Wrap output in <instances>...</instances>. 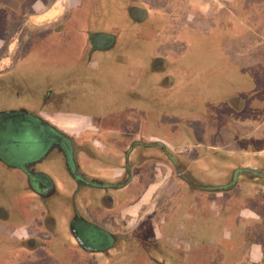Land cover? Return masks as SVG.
Here are the masks:
<instances>
[{"label":"crops","instance_id":"obj_1","mask_svg":"<svg viewBox=\"0 0 264 264\" xmlns=\"http://www.w3.org/2000/svg\"><path fill=\"white\" fill-rule=\"evenodd\" d=\"M219 1L209 0L208 5H204L202 0H192L186 5L185 0H161L147 10L132 7L137 19L127 13L125 25L111 23L105 26L89 17L84 20L78 16L79 20H76L68 16L67 12H72L70 8L74 7L68 0H0V12L9 13L11 18L16 14L10 21L19 34L23 29L53 31L47 40L42 36L25 38L24 42L31 49H24L25 63L33 59L44 60L40 57H53L55 62L53 70L43 72L47 73L43 76L45 79L34 73L37 71L34 74L29 70L20 73L25 86L31 83L37 86L38 79L43 80L37 86L39 98L43 100L36 144L31 146L33 139H30L27 126L23 123L25 119L17 118L9 126L4 125L6 119L3 116L7 111L23 110L24 106L15 105L8 109L5 108L7 103L0 102V264H55L58 259L61 264L72 263L71 257L64 255L72 246L69 223L75 213L79 219L100 223L111 233L104 250L80 252L78 264H157L148 255L163 247V256L171 261L170 264H206L201 260L203 256L207 259L218 256L223 261L219 264H239L232 262L241 255L245 258L243 263H257L264 239L256 240L254 233L251 238L246 236L250 210L245 209L242 203L234 210V204L238 202L228 193L191 191L187 184L175 177L170 165L157 163L162 149L158 143H162L168 155L180 159L185 172H189V179L204 184L207 183L204 181H214L219 175L230 172L231 157L246 159L256 154L264 156V123L261 125L258 118L255 120V116L264 110V104L260 105L264 103V98L257 105L249 102L242 104L238 100L227 105H215L217 115L209 118L212 120L208 133L211 138L214 136L216 142H205L200 138L202 144L196 143V148L207 150L216 145V151L224 148L225 153L219 160L195 155L194 146L187 140L189 135L193 136L192 139L200 136L198 123L209 121L206 115L194 113L196 110L193 109L199 105L197 100L200 97L205 99L188 82H168L158 63L164 56V52H160L164 44L169 45L174 40L173 36L178 35L176 26L172 25L173 17L185 15L188 23L194 25L198 22L201 26L217 19ZM170 13L172 20L168 21ZM195 13L199 20L194 18ZM3 24L0 23V31ZM261 30L263 28L241 31V36L250 38L252 35L256 41L255 45L248 43L243 55L237 54L233 64H256L258 61L263 64L264 55L259 51L251 52L258 48L264 52L263 38L259 40L262 36H255H260ZM2 37L0 35V48L8 46V40ZM36 47L46 52L42 51L39 55ZM153 52H156L155 56ZM16 55L11 56L16 58ZM106 86L110 92L105 90ZM171 96H175L176 106L187 101L193 107L188 115L177 113L179 119H190L187 124L189 135L183 137L184 141L176 139L173 144L151 130L152 126L167 129L169 121L163 115L169 110L165 101ZM108 103L110 106L104 108L103 105ZM83 106L88 108L89 113L75 111ZM141 108L146 109V117L141 119L131 115ZM240 113H247L252 118L246 122L241 119L238 128L232 119ZM73 115L80 122L74 121ZM127 117L129 123L125 122ZM48 124H60L67 134L72 132L67 126H78V137L72 143L86 154L72 155L66 149L53 150L57 143L66 148L71 145L67 140L69 136H56ZM130 124L136 127V131L125 143L139 141L142 136L144 139L140 141L150 144L128 151L126 144H122L121 127ZM218 124L221 129L217 136ZM139 125H142L141 129ZM95 126L99 133L104 130L98 137L92 133ZM250 126H253L252 133L249 132ZM261 127V130L258 129ZM180 136L181 132L177 130L174 137ZM116 141L121 144L115 148L109 146ZM93 145L101 149L93 148ZM34 147L35 151H32ZM188 149L192 150L190 154ZM125 152L134 155L132 163L129 157H124ZM29 156L38 160V166L32 169L31 182L23 170L5 166L8 161L17 164L28 161ZM221 161H225L224 166ZM123 162L128 165V172L124 171ZM163 167L167 171L164 172ZM151 174L150 184L144 188L136 184L142 177L149 180ZM121 178L128 179L123 187L118 184ZM30 185L42 193L45 205L29 216L28 200L34 197L30 193ZM176 185L182 192L179 198L175 190L170 189ZM116 192L120 195L116 196ZM160 192L165 199H169L171 207L168 215L160 218L159 224L157 217L162 216L163 211L156 201L162 194ZM115 214L119 220L117 226L112 220ZM179 225V230L174 231ZM117 234L137 245V251L129 242L121 251H112L113 235ZM53 249L62 255L54 259ZM142 249L146 256L137 261L138 250ZM93 254L103 255V258L95 261L91 257Z\"/></svg>","mask_w":264,"mask_h":264},{"label":"rangeland","instance_id":"obj_2","mask_svg":"<svg viewBox=\"0 0 264 264\" xmlns=\"http://www.w3.org/2000/svg\"><path fill=\"white\" fill-rule=\"evenodd\" d=\"M159 1L161 0H83V9L81 10V12L84 15H88L90 17H97L101 16V13L104 11L106 13L105 17L107 19L109 17L110 8L116 7L115 5H117V8H123L127 4H131L133 6L139 7L140 9L147 10L149 6L155 5ZM185 1L186 5H189L188 2L192 0ZM202 3L204 5H208L209 0H202ZM218 7L219 11L216 14L217 19L212 21L210 20L209 22H207L206 24H202L201 26H199L198 22H196L194 25L188 23L185 20V15L179 14V18L173 17L174 23L172 25L176 26V32H178V35L176 34L175 36H173L174 40H172L169 45H167L166 43L164 44L162 49L160 48V52H162V54L164 52V56L162 55L158 60L159 65L162 67L161 70L164 71V73L162 74L167 77L166 80L170 83H190L191 86L196 89L197 94L200 93L201 95H203L205 101L200 97L197 100L199 105L195 106L194 108L190 105V103H187V101H182L179 106H176V101L174 98L175 96H171L165 101V105L168 106L169 110L165 111L163 115L164 119L169 121L167 122V129L160 130L156 126H152L151 129L152 132L158 134L157 136H160L170 144H173L174 141H177L176 139L183 140V137H187L189 135L187 124L190 122V119H179V117L177 118L176 115L177 113L188 115L191 112L190 110L193 108L194 110H196H192L194 111V113L204 116L206 115L209 121H207V123L202 122L198 124L195 122L197 124V131L200 136H195V138L192 139L193 136L189 135L187 143L194 146L196 150L195 155H198V157L207 156V158L212 157L217 160H219L221 155H224V148L218 149V151H216V145V148L212 146L211 149L207 150L203 148H196V143H201V141L214 143L216 142L213 139L214 136H212L211 138L210 134L208 133V129L211 128L209 122H211L210 120H212L209 118L211 116L215 117L217 115L214 106L227 105L234 100H238L242 104L249 102L252 105H257L259 103H262L263 100L260 99L264 98V65L261 64L260 61H258L256 64H254L253 62L248 64L232 63L233 59L237 57V54L243 55L244 47H246L248 43H253L255 45L254 41H256V39L254 38V36L251 35L250 38L243 37L240 35L241 31L245 28L252 30H254V28L264 29V0H220L218 2ZM98 13L100 14L98 15ZM15 15L16 14H14L11 18V15L9 13L0 12V23H4L1 26L0 35L3 36L2 38H5L6 41L8 40V46L0 48V102L3 100L5 103H7L8 105L5 108L8 109L15 107V105L30 101L31 97L25 96L26 94L21 95L20 91L25 88V85H20L18 82H16V80H14L13 78L14 76H18V74L20 73L28 72L25 70H29L31 71V74L37 73V75L43 77L45 74H47L43 72L53 70L51 68H53V66L55 65V62L52 61L54 60L53 57L51 59L40 57L44 60L33 59L32 61L25 63L24 49L26 47L28 50L31 49L28 48L24 40L25 38L30 39L32 36L27 32L20 35L19 31H17V27H12L13 23L12 21H10V19H14ZM171 15L172 13H170V16H168V21L172 20ZM193 16L195 19L199 20L196 13ZM7 18L9 19V21H7ZM226 23L229 25H226ZM192 28H194L195 30H191ZM184 31L185 33H183ZM259 35L260 36H258V34H255L256 38L262 36V34ZM36 49L38 48L36 47ZM38 51L40 55L41 52L45 50L39 48ZM169 51L170 54L168 56L167 53ZM258 51L260 52V54L264 55V52L262 53L259 48ZM155 53L156 52H153L154 56ZM13 54H17L16 58L11 56ZM245 58H247L246 55ZM39 65H41L42 67H39ZM7 70L10 71H8V73H3ZM40 83H43V80H41V78L38 79V85ZM108 89L109 87L106 86L105 90L107 92H110ZM42 100V97L37 99L39 105H41ZM211 104H213V106H211ZM263 104L264 103L260 105ZM109 106L110 103L103 105L104 108ZM0 108H2V106H0ZM103 110L104 109H102L100 112H102ZM75 111L79 113L81 112L82 114L89 113L86 106H83L80 108V110L77 109ZM261 112H263L264 115V110H262ZM260 116V114L256 115L255 120ZM250 118H252L251 115L249 116V114L247 113H240L237 116H234L232 120L235 122V125L240 128V121L243 120L246 122L249 121ZM218 120H220V118ZM219 129H221L220 124H218V127L216 128L217 136L219 134ZM177 130L181 132L180 137H174V134ZM249 132L252 133L253 131L249 129ZM203 138L205 139L203 140ZM148 144L150 143L148 141H145L141 146ZM244 145L245 144H243L242 146ZM187 151L189 154L192 152L191 149H188ZM128 153L125 152L124 157H129V162L132 163L134 160V155H128ZM221 162L224 166L225 161ZM188 173L189 172L186 171V182L189 181L187 177ZM127 180L121 178V180L118 181L120 187H123ZM190 181L195 182L193 180ZM204 182L210 184L214 183L213 180ZM188 186L187 188L192 191V187L190 185ZM202 194L208 193L202 192ZM231 195V197L235 198V200H238L240 198L239 189L237 192L231 193ZM244 208L250 210V221H248L249 225L246 228V236L248 238H251L252 234L254 233L256 240L257 238L261 240L262 236L264 235V219L261 216L263 214L261 212V206L258 202L251 203V205H247L246 202V206ZM113 237L114 238L111 243L112 251H121L122 248L127 245V242H129V245L130 243L131 245L133 244L132 247L134 250L138 248V246L130 242L128 238H125L124 241L123 235L117 234L113 235ZM92 238L96 237L94 236ZM104 241L107 242V240ZM142 247L144 246L142 245ZM163 250L165 251L164 247L163 249L160 248L159 251L154 250V254L151 253V255H148V257L151 258L152 261L159 264H167L164 261L163 254L165 252ZM53 251L52 256L54 259H57L62 255V253H59L54 249ZM138 251L140 253H138L136 257H139L137 261H140L141 258H144L146 256V253L143 251V249ZM91 257H93V259L96 261L103 258V255L93 254L91 255ZM58 261L59 259L55 261V264H61ZM123 262L125 263V259L123 260ZM78 263H76V261H73L70 264Z\"/></svg>","mask_w":264,"mask_h":264},{"label":"flooded vegetation","instance_id":"obj_3","mask_svg":"<svg viewBox=\"0 0 264 264\" xmlns=\"http://www.w3.org/2000/svg\"><path fill=\"white\" fill-rule=\"evenodd\" d=\"M69 4H71L72 6H74L73 8H70L72 10V12H67L68 16H71L72 18L74 17V19L76 20H79L78 16L81 17V19H84L85 18L87 19L88 17L91 18L90 20H93V22H95L96 20H98L99 24L100 25H110L111 23H119L122 24V25H125L126 24V14L129 13L131 15V17L134 18V10L132 7H134L133 5L131 4H127L125 7H118L117 8V5H115L116 7H113V8H110V12H109V17L106 19V13L103 11L101 14V16H97V17H90L88 15H84L81 10L83 9V0H68ZM128 8H131V9H128ZM100 13H98L99 15ZM104 14V16H103ZM134 19H137V17H135ZM113 21V22H112ZM28 33L30 34L32 37H35V36H42V38L44 40H47L49 39V37L52 35V32L50 29L49 30H35L33 31V29L31 30H27L25 31V29L22 30L21 34L22 33ZM38 32V33H37ZM20 34V35H21ZM14 80H16V82H18L20 85H24L26 84L24 81V78H23V75H20L18 74V76H14L13 77ZM38 86V85H37ZM36 85H33L31 83V85H27L25 86V88H23L20 93L21 95H24L26 94L25 96H31L30 97V101H27V102H24L23 104H19L20 106H24L23 110H19V111H16V110H10V111H7L6 114L3 116L6 120L4 121V125L6 126H9L10 123L12 122V120H15V119H20V120H24L27 126V129H28V133H29V136L31 137L30 139H33L31 140V146L33 144H36L34 142H36V134H37V126L39 123H41V107L40 105L38 104L37 102V99L39 98V94H38V88H37ZM78 88V87H77ZM78 89H81V88H78ZM24 96V97H25ZM23 97V98H24ZM23 100V99H22ZM8 105V104H7ZM79 115V114H78ZM133 117H139L141 119H143L144 117H146L148 114H147V111L146 109H139L137 111H134L132 114H131ZM137 115V116H136ZM129 116V115H127ZM21 117V118H20ZM76 115H73V120L76 121V122H80L79 120L77 121L76 119ZM129 119L127 117V120L125 122H128ZM129 123V122H128ZM140 123V122H139ZM50 130L52 133H55L56 136L58 137H64V138H67L65 135L69 136V138H67L68 140V143H70L71 146H68V148H66L64 145L60 144V143H57V144H54V147H53V150L54 149H60L61 151H63L64 149L67 150V152L69 153H72V155H75L76 153H83V154H86V152L82 151L81 148L79 147H76L74 143H72V140L77 138L78 136V132H77V128L78 126L76 125H71V126H67L69 129L72 130L71 133L67 134L68 132H65L63 130V126H61L60 124L58 125H54V124H48ZM141 126L140 129L142 128V125H139ZM103 128V127H102ZM122 129V144L126 142V140L128 141L130 135L132 133H135L136 131V127L134 126H122L121 127ZM140 131V130H139ZM102 133L104 132L101 131ZM92 133H94L97 137H98V134H102V133H99L98 130H97V127L95 126L93 128V131ZM140 139H144L142 136H140ZM132 141V142H128L126 144V149L129 151V150H134L135 147H140L142 145V142L140 141ZM118 144H121L120 142H115V143H109V146H111L112 148H115V146H117ZM158 145L160 147H162L161 149V158L160 157H157L158 161L157 163L159 162L160 164L161 163H164L166 166L170 165L171 168L175 171V177L180 179L181 182L183 184H187V185H190L192 187V190L196 191V190H199L201 189L200 187V184L199 183H195V182H191V183H185V169L184 167L181 165L182 162H180L179 158H176L172 155H168L165 150H164V146L163 144L161 143H158ZM151 146V145H149ZM93 148H97V149H101V147L99 146H96V145H93ZM32 151H35V147H34V150ZM32 151H28L27 153L29 154H33ZM35 153V152H34ZM155 160V159H154ZM259 162H261L264 166V156H259L258 158ZM6 162V161H5ZM16 164V165H15ZM124 164V162H123ZM124 171H129V169H127L128 165L127 164H124ZM5 166H10V167H14V168H18V169H21L24 171L25 175H27L28 179H29V182H31L30 180L32 179V169L35 167V166H38V160H35L34 158H32V156H29V159L28 161L26 160L25 162L23 163H15V162H12V161H8L6 162ZM157 166V165H156ZM160 168H162L161 166H157ZM164 169V172L167 171V169L165 167H163ZM241 171L242 170H239L237 172L234 173V176L237 177L236 179H238L239 175L241 174ZM264 172V170H263ZM250 172H247V170H245V172L243 173V175H249ZM129 174V173H127ZM126 174V177L128 178L129 176ZM251 174V173H250ZM255 174V173H253ZM152 177H153V174L150 175V178L149 180H145V177H142V180H139L136 184L141 187V188H144V186H147L148 184L151 183V180H152ZM255 179V178H254ZM262 180V182L260 184H256L250 180H245V181H242V182H234L231 184V186L229 188H234L236 187L237 189H254V191H258L260 193V201H259V205L261 206V209H262V217L264 219V178H260ZM255 181V180H254ZM30 187V193L33 194L34 197H32V199H29L28 200V205H29V213L28 215H32L36 212V210H40V208H44V200L45 198L42 197V193L38 192L36 189H34L32 187V185L29 186ZM171 190H175L174 193H176L178 196V198L181 196L182 192L180 190V187H178L177 185L174 186V187H170ZM169 189V190H170ZM117 190V189H115ZM23 193H21L22 195L24 194V191H22ZM77 192V191H76ZM162 193V194H161ZM160 196L159 198L157 199V203H159V207L161 208V210L163 211L162 213V216H158L157 219H158V223L160 224L159 220L161 217L168 215V211H169V208L171 207L170 205V202H169V199H165V195L163 194V192H160ZM120 195V192H116V196ZM32 207H35V209H33ZM74 210V209H73ZM21 215V214H20ZM22 216V215H21ZM118 215H114L112 220L114 221V226H117L119 224V220L117 219ZM70 226H69V233H70V236H71V244L72 246L69 247V249L66 250V254L64 255L65 257H71V260L72 261H76V263L78 262V259H79V254L80 252H94V251H102L104 250L105 248V244L106 242L104 240H107L109 241L111 239V237L109 235H111L110 231H108L105 227L101 226L100 223H94L92 221H89V220H86V219H79L77 214L75 213V215H73V219L72 221H70ZM261 224V223H260ZM264 224V223H263ZM181 225H179L178 228H175L174 231H178L179 228H180ZM165 229V227H163ZM105 234H108V235H105ZM96 237V238H92V237ZM262 238L264 239V235L262 236ZM171 240V239H169ZM167 240V241H169ZM124 241H125V238H124ZM161 241V240H160ZM158 241L155 242V244L157 243ZM172 257V256H171ZM173 258V257H172ZM174 259V258H173ZM237 260L233 261L232 263H239V264H245L243 263L245 258L243 255L239 256L238 258H236ZM201 260L202 262L206 263V264H216L218 263L219 264V261H221V263L223 262L221 260L220 257L216 256V257H211L210 259L206 258L205 256L201 257ZM70 261V260H69ZM68 261V263H69ZM164 261H166L165 263H168L170 264V260L168 258H164ZM65 263V262H63ZM88 263V261H87ZM258 264H264V240L262 242V253L257 261ZM256 263V264H257ZM66 264V263H65ZM159 264V263H157ZM181 264V263H180ZM246 264H250V263H247Z\"/></svg>","mask_w":264,"mask_h":264},{"label":"trees","instance_id":"obj_4","mask_svg":"<svg viewBox=\"0 0 264 264\" xmlns=\"http://www.w3.org/2000/svg\"><path fill=\"white\" fill-rule=\"evenodd\" d=\"M262 33V37L259 40L264 41V29L261 30ZM255 43V42H254ZM262 43V42H261ZM253 44V43H252ZM251 52H258V50H254ZM264 65V62H262ZM260 117H257L259 122L264 123V115L263 112H260ZM257 120V119H256ZM263 130H264V125L262 126ZM258 128V129H262ZM250 130H253V126H250ZM259 156L256 154L255 156L248 157L246 159L242 158V157H231V159L229 160L231 162L230 165V172H228L227 174H222L218 176V178L214 179V183L210 184V183H204V184H200V188L199 190L196 191H201V192H205V193H234L237 192L238 189L236 187L229 188L231 186L232 183H236V182H242L245 180H250L254 183H256L257 185L261 183V179L260 178H264V166L261 162H259L258 160ZM242 170L241 174L239 175L238 179H236L237 177L234 176V173ZM245 170H247V172H250L249 175H243V173L245 172ZM255 173V174H253ZM247 176V177H246ZM255 178V179H254ZM188 182L187 183H191L192 181H190L191 179L188 178ZM255 180V181H254ZM258 180V181H257ZM260 181V182H259ZM240 200H235L238 202V204L236 205V203L234 204V210H236L235 208H239V206H242L241 203L243 204V206H246V202L247 205H251V203H256L260 201V193L258 191H254V189H240ZM251 198V199H250ZM235 199V198H234ZM251 201V202H250ZM241 208V207H240Z\"/></svg>","mask_w":264,"mask_h":264}]
</instances>
